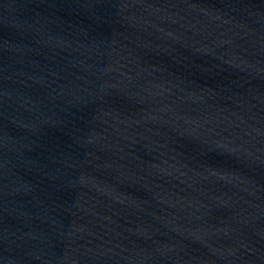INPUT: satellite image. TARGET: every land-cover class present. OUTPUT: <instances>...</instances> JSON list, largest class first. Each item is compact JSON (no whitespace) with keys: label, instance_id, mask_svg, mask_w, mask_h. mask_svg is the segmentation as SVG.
I'll list each match as a JSON object with an SVG mask.
<instances>
[{"label":"water","instance_id":"obj_1","mask_svg":"<svg viewBox=\"0 0 264 264\" xmlns=\"http://www.w3.org/2000/svg\"><path fill=\"white\" fill-rule=\"evenodd\" d=\"M0 264H264V0H0Z\"/></svg>","mask_w":264,"mask_h":264}]
</instances>
